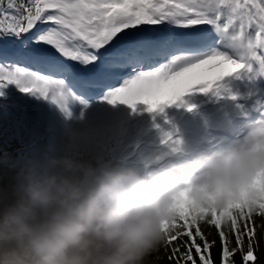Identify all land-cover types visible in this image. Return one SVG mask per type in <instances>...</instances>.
<instances>
[{
	"label": "snow or ice",
	"instance_id": "obj_1",
	"mask_svg": "<svg viewBox=\"0 0 264 264\" xmlns=\"http://www.w3.org/2000/svg\"><path fill=\"white\" fill-rule=\"evenodd\" d=\"M65 61L96 71L83 79ZM241 70L264 75V0H0V96L15 85L69 118L74 103L87 107L76 89L101 88L108 104L136 111L142 102L162 113L185 93L218 92L223 78ZM114 77L120 83L112 87L106 82ZM164 142L178 150L172 133ZM252 221L246 214L228 227L180 219L159 253L168 250L169 264H216L207 225L220 239L219 264H237L238 253L239 264H257Z\"/></svg>",
	"mask_w": 264,
	"mask_h": 264
},
{
	"label": "clouds",
	"instance_id": "obj_2",
	"mask_svg": "<svg viewBox=\"0 0 264 264\" xmlns=\"http://www.w3.org/2000/svg\"><path fill=\"white\" fill-rule=\"evenodd\" d=\"M69 144L0 158V264H156L180 219L228 227L264 213V120L167 175L114 166L83 137Z\"/></svg>",
	"mask_w": 264,
	"mask_h": 264
},
{
	"label": "rangeland",
	"instance_id": "obj_3",
	"mask_svg": "<svg viewBox=\"0 0 264 264\" xmlns=\"http://www.w3.org/2000/svg\"><path fill=\"white\" fill-rule=\"evenodd\" d=\"M199 27L206 31L208 29V26ZM5 46L9 49L15 47L11 42H5ZM49 51L58 59H62L54 50L49 49ZM65 63L75 69L82 67L71 61ZM26 66L36 70L35 65ZM242 75L243 71L239 75L224 78L219 82L218 92L215 89L207 93L194 91L182 98V100L187 99L183 110L187 118L192 120L186 136L189 150L181 156L165 161L158 168L148 170H155L164 175L178 172L180 167L190 166L198 153L207 152L213 147L228 146L229 144L223 145L228 139L226 133L237 135L247 122L253 119L259 120L255 113L251 115L249 107H252L254 112L262 111L264 88L254 79L247 81L243 86L237 85L235 79L242 78ZM109 81L114 82L115 77ZM87 92L90 94L89 97L80 96L87 107L79 102L74 103L71 105L72 116L69 118L55 104L26 94L15 85H9L4 89V95L0 96V114L10 120L11 134L19 145L16 161H22L29 156L42 158L61 155L70 147V137H83L88 140L98 132L120 130L122 127L131 128L132 118L144 119L146 124L159 125L161 129L170 123L171 113L178 119L181 118V114L173 110L182 100L166 106L162 113H149L145 110L144 104L137 105L136 111H133L127 105H111L100 100L103 96L101 88H89ZM245 117H250L251 121L250 119L244 121ZM240 123L242 126L239 128ZM131 135L133 138L137 136L136 132H132ZM151 156L156 157L153 152Z\"/></svg>",
	"mask_w": 264,
	"mask_h": 264
},
{
	"label": "trees",
	"instance_id": "obj_4",
	"mask_svg": "<svg viewBox=\"0 0 264 264\" xmlns=\"http://www.w3.org/2000/svg\"><path fill=\"white\" fill-rule=\"evenodd\" d=\"M7 0H4V4L6 6ZM8 126L5 123L4 119L0 117V158L5 156L14 157L16 144L13 139L8 136V133L5 131L6 127ZM155 131H151L149 133L150 138H153ZM89 142L94 145L96 151L104 156L105 159L109 160L114 166L117 167H130L132 168L133 165L141 164L145 162V157L141 155L140 151L131 149L129 142H123V140L118 137L115 131H111L108 134L104 135H96L89 139ZM87 158H90L87 157ZM153 164V162H152ZM151 164V165H152ZM0 173H8V169L0 166ZM11 175H14V172L10 175L5 176L4 183L7 184L11 178ZM252 224L256 227V233L254 237V244L256 255L258 257L257 264H264V218L260 217L259 215L253 216ZM206 231L209 232V240H215L216 245L212 251V255L216 264H219L220 261V253H221V243L218 236L217 231L214 228H210L207 225H203ZM161 259L156 261V264H169L167 259L168 250L164 249L159 253ZM194 258L198 260V257L195 255L193 249ZM235 260L237 264L241 261V256L238 253L235 256Z\"/></svg>",
	"mask_w": 264,
	"mask_h": 264
},
{
	"label": "bare ground",
	"instance_id": "obj_5",
	"mask_svg": "<svg viewBox=\"0 0 264 264\" xmlns=\"http://www.w3.org/2000/svg\"><path fill=\"white\" fill-rule=\"evenodd\" d=\"M87 70H89V71H96L95 69H91V68H87ZM89 75H93V73L92 72H89ZM226 78V77H225ZM109 82V81H108ZM259 112H261V111H259ZM263 118H264V114H263ZM112 120V119H111ZM110 121V120H109ZM108 121V122H109ZM249 126V125H248Z\"/></svg>",
	"mask_w": 264,
	"mask_h": 264
}]
</instances>
